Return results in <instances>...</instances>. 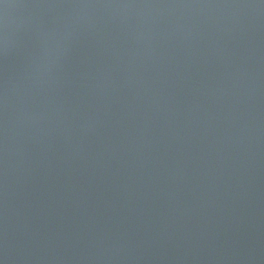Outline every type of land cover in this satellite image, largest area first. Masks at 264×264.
Segmentation results:
<instances>
[{
  "label": "water",
  "instance_id": "obj_1",
  "mask_svg": "<svg viewBox=\"0 0 264 264\" xmlns=\"http://www.w3.org/2000/svg\"><path fill=\"white\" fill-rule=\"evenodd\" d=\"M0 264H264V0H0Z\"/></svg>",
  "mask_w": 264,
  "mask_h": 264
}]
</instances>
